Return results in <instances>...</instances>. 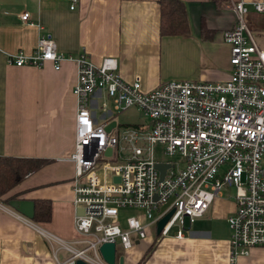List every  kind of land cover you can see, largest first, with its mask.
<instances>
[{
    "label": "built area",
    "instance_id": "built-area-1",
    "mask_svg": "<svg viewBox=\"0 0 264 264\" xmlns=\"http://www.w3.org/2000/svg\"><path fill=\"white\" fill-rule=\"evenodd\" d=\"M70 1L72 9L76 0ZM229 8L235 23L222 33L230 65L223 82L169 80L143 90L137 79L125 81L119 75L114 57L94 63L85 52L64 55L49 35H41L29 53L6 55L7 63L17 67L47 63L57 71L64 60L76 67L69 160L77 237L47 234L55 250L67 252L64 259L55 258L56 264H75L76 259L107 264L98 250L102 242L117 238L129 247L134 238L147 235L149 226L155 230L156 221L170 209L159 234L176 226L175 236L181 237L184 224L202 216L224 187L234 191V209L226 217L229 264L251 247L264 246V45L245 22L248 7L236 1ZM251 9L263 13L264 2L251 3ZM19 19L27 22L28 13ZM128 108L140 111L147 123L122 129L114 123L105 131L107 119ZM99 116L105 121L99 122ZM155 145L162 147L165 160L154 159ZM156 162L168 165L161 179ZM122 209L138 212L126 214L121 224Z\"/></svg>",
    "mask_w": 264,
    "mask_h": 264
},
{
    "label": "crops",
    "instance_id": "crops-1",
    "mask_svg": "<svg viewBox=\"0 0 264 264\" xmlns=\"http://www.w3.org/2000/svg\"><path fill=\"white\" fill-rule=\"evenodd\" d=\"M159 0H0V156L35 158L46 162L25 174L0 196V264H56L67 255L47 234L77 237L73 228L70 181L73 164L75 63L64 60L55 71L50 64L17 67L6 55L29 53L41 35H49L56 50L72 57L85 52L94 63L114 57L125 81L137 79L143 90L169 80L226 81L229 48L222 33L235 23L230 4L264 0H178L183 3L187 29L160 32ZM28 13L27 22L19 15ZM264 45V44H262ZM98 121L102 120L98 117ZM116 123L114 117L107 119ZM135 125V124H133ZM233 188L224 187L202 216L165 234H148L122 247V264H229L226 217L234 209ZM8 199V200H7ZM49 204V217L30 223L8 201ZM13 211V212H11ZM135 209L120 210V223ZM21 215L22 217L17 216ZM27 218V217H25ZM236 264H264V246H253ZM117 264V257L115 258Z\"/></svg>",
    "mask_w": 264,
    "mask_h": 264
},
{
    "label": "trees",
    "instance_id": "trees-1",
    "mask_svg": "<svg viewBox=\"0 0 264 264\" xmlns=\"http://www.w3.org/2000/svg\"><path fill=\"white\" fill-rule=\"evenodd\" d=\"M160 32L180 34L186 32V18L183 3L178 0H159ZM46 161L35 158H16L0 156V196L19 183L25 174L41 167ZM8 200V199H7ZM33 219H47L49 204L39 202Z\"/></svg>",
    "mask_w": 264,
    "mask_h": 264
},
{
    "label": "rangeland",
    "instance_id": "rangeland-1",
    "mask_svg": "<svg viewBox=\"0 0 264 264\" xmlns=\"http://www.w3.org/2000/svg\"><path fill=\"white\" fill-rule=\"evenodd\" d=\"M245 22L247 26L251 28V32L257 42L259 44H264V12L263 13H257L253 10H249L246 15L244 16ZM106 103L110 104V100H107ZM97 113H99V110H97ZM114 119L116 120V123L120 125V129L123 128V126L133 125V124H141V123H147V118L142 115L140 111H138L136 108H128L126 110H123L121 112L116 113L113 115ZM119 127H117L118 129ZM114 134V132H113ZM154 159L157 161H163L166 159L165 155L162 152V147L160 145H155L152 148ZM261 162L264 164V154L261 157ZM223 189V188H222ZM147 235L152 233L154 234V228L152 226H149V228L146 231ZM122 246L117 238H115V256L118 257L121 253Z\"/></svg>",
    "mask_w": 264,
    "mask_h": 264
},
{
    "label": "water",
    "instance_id": "water-1",
    "mask_svg": "<svg viewBox=\"0 0 264 264\" xmlns=\"http://www.w3.org/2000/svg\"><path fill=\"white\" fill-rule=\"evenodd\" d=\"M114 125V122H110L105 126V131H109L110 128ZM110 152V149L105 150V154L108 155ZM168 165L165 163H159L156 162L154 163V168L158 171L159 173V178L161 179L163 177L164 171ZM114 180H117V178H114ZM155 198V197H154ZM8 206L11 207L12 209H15L19 213L23 214L25 217L32 218L33 215V203L32 201L24 200V199H13L8 201ZM173 209L168 210L164 215H162L157 221H156V226H155V233L159 234L161 228L163 227L164 223L172 213ZM78 212H81L80 209H78ZM98 250L101 254L102 259L107 263V264H115V242L114 241H109V242H102L98 246ZM123 263V258L121 255L117 257V264H122ZM75 264H88L84 262L81 259H76Z\"/></svg>",
    "mask_w": 264,
    "mask_h": 264
}]
</instances>
